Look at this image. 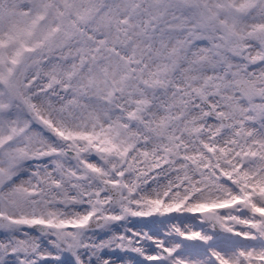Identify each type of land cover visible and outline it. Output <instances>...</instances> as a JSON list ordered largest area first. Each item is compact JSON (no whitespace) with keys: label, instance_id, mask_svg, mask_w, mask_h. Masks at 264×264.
<instances>
[{"label":"snow or ice","instance_id":"snow-or-ice-1","mask_svg":"<svg viewBox=\"0 0 264 264\" xmlns=\"http://www.w3.org/2000/svg\"><path fill=\"white\" fill-rule=\"evenodd\" d=\"M0 264H264V0H0Z\"/></svg>","mask_w":264,"mask_h":264}]
</instances>
